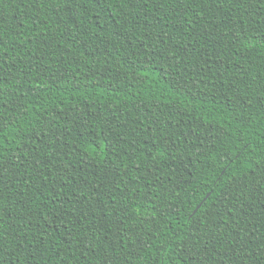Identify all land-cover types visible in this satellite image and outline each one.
Listing matches in <instances>:
<instances>
[{"label":"snow or ice","instance_id":"1","mask_svg":"<svg viewBox=\"0 0 264 264\" xmlns=\"http://www.w3.org/2000/svg\"><path fill=\"white\" fill-rule=\"evenodd\" d=\"M129 49L168 102L85 112L81 137L33 102ZM194 88L235 126L193 138L211 122L170 104ZM0 264H264V0H0Z\"/></svg>","mask_w":264,"mask_h":264},{"label":"trees","instance_id":"2","mask_svg":"<svg viewBox=\"0 0 264 264\" xmlns=\"http://www.w3.org/2000/svg\"><path fill=\"white\" fill-rule=\"evenodd\" d=\"M11 12V10H9ZM13 19H15V13L11 12ZM115 52V49H113ZM131 49L128 51H122L116 54V59L112 60V72L101 71L98 76H79L77 83L76 80H72L70 83L64 84L61 82V87H53L49 83L48 87L52 88L51 93L45 89L42 94V98L37 100L38 94L32 95V100L36 107L43 110L45 107L52 108L55 106L57 109L63 108L65 112L71 116H75L76 123L79 127L75 125L72 126V131L76 137H81L82 133L88 135L91 132L93 125L88 123L85 119L84 113L87 112L91 117L93 113H98L105 118L110 119V112L116 111L118 108L123 107L126 103H139L141 100L149 103V106L155 103H166L169 101L170 96L168 89L166 87L167 82L157 76V69L153 66L151 74L147 77H137L133 79L131 76L125 78L124 72L127 68L133 67L135 65L134 71H144L145 68L141 65L140 60L137 57H132L131 60L127 58L130 56ZM121 61L123 67L119 64ZM119 75V79H114ZM131 97V100L127 98ZM156 97V99H152ZM170 107L174 109L177 113H184L181 117L179 114L175 115L174 119L181 120L184 125H190L193 128L197 124L204 123L205 121H210L211 123H204V132L197 130L194 134L195 136L205 137L208 134H214V129L221 128L222 125L228 124L234 127L236 121L232 119L229 115L232 111L229 103L226 99L220 96H214L212 92L205 90L203 93L199 89H193L191 95L187 92L183 96H177L176 93H172ZM187 104L188 108H184L183 105ZM191 109V111H189ZM61 116L64 115L63 112L60 113ZM191 117V119H189ZM199 118V119H197ZM12 128L16 127V122L13 121ZM8 131L11 135L10 129H4ZM97 132L99 129L97 128ZM242 140L236 141L235 143H227V147L235 151ZM197 149H193L195 153ZM196 171L202 169V165L199 160L195 159ZM222 161L217 160V166L214 169L213 175L218 176V180H222L230 169L225 167H220ZM208 180H212L211 176L204 177ZM218 181H213L211 186L215 187V183ZM204 192H199V195H203ZM189 196L192 192L189 191Z\"/></svg>","mask_w":264,"mask_h":264}]
</instances>
